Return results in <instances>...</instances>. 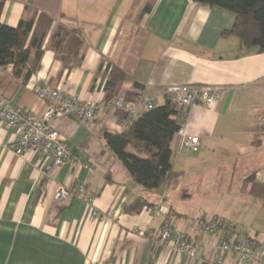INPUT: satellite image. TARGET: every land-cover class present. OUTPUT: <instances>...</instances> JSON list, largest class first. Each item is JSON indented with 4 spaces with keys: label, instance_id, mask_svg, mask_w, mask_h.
I'll return each mask as SVG.
<instances>
[{
    "label": "crops",
    "instance_id": "obj_1",
    "mask_svg": "<svg viewBox=\"0 0 264 264\" xmlns=\"http://www.w3.org/2000/svg\"><path fill=\"white\" fill-rule=\"evenodd\" d=\"M4 1L1 21L8 26L37 14L53 23L30 82L16 80L11 66L0 68V94L24 114H43L45 103L32 91L43 79L68 94L106 101L107 67L126 75L112 99L156 96L170 86L194 84L218 86L222 98L214 108L199 104L188 110L187 133L199 138L200 149L183 153L176 135L172 161L179 176L152 192L134 181L104 141L106 132L124 129L116 115L99 112L89 123L61 120L60 139L80 158L62 166L35 152L15 155V133L0 119V264H216L217 238L191 227L188 214L216 188L244 197L240 183L249 172L256 171V180L264 183V52L224 34L232 28V13L193 0ZM57 28L77 33L83 43L71 70L63 71L55 58L51 36ZM209 153L227 155V162L207 165ZM81 184L100 213L113 212L109 219L92 217L79 197L55 199L60 186ZM139 197L152 207L128 213L127 206ZM154 210L162 216H154ZM198 212L194 220L218 216L236 226L234 239L264 244L258 233L242 236L226 213ZM165 221L201 244L199 258L160 244ZM224 264L240 263L228 258Z\"/></svg>",
    "mask_w": 264,
    "mask_h": 264
},
{
    "label": "trees",
    "instance_id": "obj_2",
    "mask_svg": "<svg viewBox=\"0 0 264 264\" xmlns=\"http://www.w3.org/2000/svg\"><path fill=\"white\" fill-rule=\"evenodd\" d=\"M193 1L232 13V28L224 31V34L238 36L247 49L256 48L258 52H264V0ZM4 6L5 1L0 0V68L11 66L13 77L22 84H27L40 69L45 40L52 29V19L45 14H37L31 20H22L17 27H11L1 21ZM51 41L55 58L62 63L63 71L71 70L83 45L80 36L57 28L51 36ZM105 75L106 101H111L117 84L124 80L126 75L119 69L109 67L106 68ZM136 97L129 95L126 101L131 102ZM116 116L121 125L122 121L127 119L130 124L121 132H106L104 141L134 181L152 192L175 180L179 174L173 166L172 142L180 129L179 110L176 106L164 97L154 109L142 111L135 119H129L126 112H119ZM130 147L134 152L128 150ZM256 173L252 171L245 175L241 191L264 203V183L256 180ZM151 207L145 199L139 197L127 206L126 211L139 213ZM199 222L206 225L215 223L226 231L228 240L240 241L234 239L236 226L223 218L214 216L208 221L203 216ZM164 224L173 229L169 221ZM243 240L260 242L254 238ZM194 244L198 242L194 241Z\"/></svg>",
    "mask_w": 264,
    "mask_h": 264
},
{
    "label": "built area",
    "instance_id": "obj_3",
    "mask_svg": "<svg viewBox=\"0 0 264 264\" xmlns=\"http://www.w3.org/2000/svg\"><path fill=\"white\" fill-rule=\"evenodd\" d=\"M35 96L45 103V110L39 117L30 116L13 108L11 102L0 94V119L6 127L15 133L14 153L19 157L28 152H35L41 157L54 158L56 166L78 161L80 158L73 154L70 147L60 139L56 125L63 119L74 118L81 123H89L95 116L102 112L106 116L126 112L129 119L138 117L137 109L149 111L159 103V99L167 97L179 110L180 149L185 154L196 153L200 149V140L187 133L190 122L189 109L204 104L214 108L222 98V90L212 85H183L170 86L161 90L156 96L141 94L133 101L113 99L111 101L83 99L71 95L59 87H53L47 80H39L32 85ZM129 120H123V128L129 126ZM69 197L83 199L91 208L94 218L100 220L109 219L113 212L100 213L95 207V198L87 196L85 184L76 187L60 186L55 199L61 200ZM152 214L161 217L160 210H154ZM190 226L201 230L204 234L217 238L219 242L218 253L215 256L216 264H224L228 258H234L240 264H252L262 262L264 264V244L255 240H240L234 242L226 238V231L220 229L217 224H202L198 220H191ZM159 242L163 246L189 257L199 258L201 244H194V240L185 233L175 232L168 224H163Z\"/></svg>",
    "mask_w": 264,
    "mask_h": 264
},
{
    "label": "rangeland",
    "instance_id": "obj_4",
    "mask_svg": "<svg viewBox=\"0 0 264 264\" xmlns=\"http://www.w3.org/2000/svg\"><path fill=\"white\" fill-rule=\"evenodd\" d=\"M128 150L134 152L133 148L131 147ZM221 155L223 156H220V154H207L205 156V161L207 165H210L211 163H216L220 159H222L226 163L228 156L224 154ZM209 171L210 167L207 168L206 173H208ZM240 184L241 186L243 185V178ZM233 191L234 190H232L230 194H226L222 191V189L216 188L215 193H213V195H211L200 203H195L192 210L193 213L188 214V217H190L189 219L194 220L199 215V210H202L207 213L210 210L218 211L223 215L226 213L227 215H230V217L235 221V223L238 224V231L241 233L242 236L246 233H248L249 235H255L253 233H258V238L264 242V203H262L261 200H258L256 198L253 199L247 194L244 195V197L240 198L236 196ZM255 199L256 202L254 201Z\"/></svg>",
    "mask_w": 264,
    "mask_h": 264
}]
</instances>
